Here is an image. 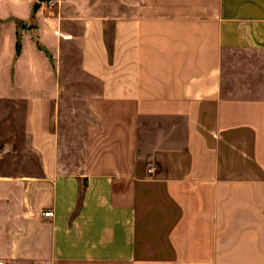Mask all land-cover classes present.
Listing matches in <instances>:
<instances>
[{
	"label": "crops",
	"instance_id": "crops-1",
	"mask_svg": "<svg viewBox=\"0 0 264 264\" xmlns=\"http://www.w3.org/2000/svg\"><path fill=\"white\" fill-rule=\"evenodd\" d=\"M59 2L0 0V263L264 264V0Z\"/></svg>",
	"mask_w": 264,
	"mask_h": 264
},
{
	"label": "rangeland",
	"instance_id": "rangeland-1",
	"mask_svg": "<svg viewBox=\"0 0 264 264\" xmlns=\"http://www.w3.org/2000/svg\"><path fill=\"white\" fill-rule=\"evenodd\" d=\"M37 8L39 6H49L54 7L60 4L59 0H36ZM12 111L11 108L8 107H1L0 108V133L2 137L5 135L10 136L13 128L12 122ZM8 122V123H7Z\"/></svg>",
	"mask_w": 264,
	"mask_h": 264
},
{
	"label": "built area",
	"instance_id": "built-area-1",
	"mask_svg": "<svg viewBox=\"0 0 264 264\" xmlns=\"http://www.w3.org/2000/svg\"><path fill=\"white\" fill-rule=\"evenodd\" d=\"M150 165H151V163H150ZM44 215L45 216H54V211L53 210H49V211H46V212H44ZM1 264V263H0Z\"/></svg>",
	"mask_w": 264,
	"mask_h": 264
},
{
	"label": "trees",
	"instance_id": "trees-1",
	"mask_svg": "<svg viewBox=\"0 0 264 264\" xmlns=\"http://www.w3.org/2000/svg\"><path fill=\"white\" fill-rule=\"evenodd\" d=\"M36 9H37V4L34 5V10H36ZM19 50H20V44L18 43L17 51L19 52Z\"/></svg>",
	"mask_w": 264,
	"mask_h": 264
}]
</instances>
